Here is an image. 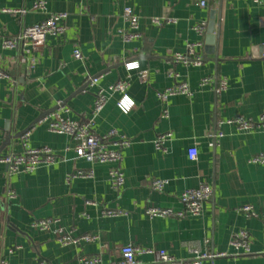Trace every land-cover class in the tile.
I'll use <instances>...</instances> for the list:
<instances>
[{
    "label": "crops",
    "instance_id": "1",
    "mask_svg": "<svg viewBox=\"0 0 264 264\" xmlns=\"http://www.w3.org/2000/svg\"><path fill=\"white\" fill-rule=\"evenodd\" d=\"M37 0H0V7L22 12L0 13V62L11 79H0V156L23 150L21 134L34 126L32 147L48 146L60 159L33 172L10 174L0 162V259L9 264H80L85 256H99L103 263L121 260V248L132 243L163 249L177 259L191 260L195 253L220 254L200 264H264V221L248 217L241 207L264 213V163L251 159L264 154V128L241 131L226 121L237 116L258 119L264 114V4L253 0H45L46 10L33 9ZM140 17L141 37L126 40L129 31L125 6ZM66 13V33L50 36L41 50L5 49L2 41L18 36L51 13ZM154 18L174 19L157 25ZM206 23L200 34L194 27ZM213 25L211 32L210 27ZM197 44L202 65L176 62ZM76 45L85 56L74 57ZM125 61L139 63L127 70ZM102 76L109 87L129 80L127 95L133 108L124 112L113 94L96 117L94 130L104 135L117 130L130 139L119 165L125 183L115 189L109 181L108 163L78 158L74 141L49 131L41 116L57 110L62 101L73 119L92 116L94 91L87 75ZM204 77L221 78L200 86ZM177 82H187L191 95H175L163 103L158 94ZM166 112V113H165ZM170 134L166 150L157 149L160 135ZM196 146L197 160L188 157ZM79 170L92 177L67 176ZM153 179H166L163 191L153 190ZM206 183L213 196L200 216L155 217L151 206L180 211L184 191ZM12 189L16 198L9 199ZM104 208L122 214L104 216ZM58 218L56 225L74 237L95 235L93 241L63 245L51 232L32 226L36 220ZM246 231L251 253L231 245ZM13 249V253L10 250ZM139 259L155 261L152 254ZM192 264V263H189Z\"/></svg>",
    "mask_w": 264,
    "mask_h": 264
},
{
    "label": "built area",
    "instance_id": "2",
    "mask_svg": "<svg viewBox=\"0 0 264 264\" xmlns=\"http://www.w3.org/2000/svg\"><path fill=\"white\" fill-rule=\"evenodd\" d=\"M255 3L264 4V0H253ZM201 7H207V0L200 2ZM47 8L45 0H37L33 4L34 10L45 11ZM1 12H22L26 10H11L0 7ZM123 16L128 23L129 31L124 33L126 40H132L141 37L139 32L140 17L135 13L133 7L127 5L124 7ZM67 17L66 13H51L40 23L35 25L26 26L22 33L18 36L8 37L3 39L2 46L5 49H16L23 47L33 51L41 50L47 42L50 36H62L66 33V26L64 24ZM174 19H161L154 18L153 22L157 25H163L165 22H173ZM206 23H201L194 27V29L200 34L206 32ZM197 44L190 43L188 45V53L182 55L179 53L174 54V60L176 62H182L184 64H190L199 66L202 65L204 59L197 54ZM74 57L79 61H84L85 56L81 49L76 45L74 50ZM127 70L131 71L139 69V63L135 61H125ZM101 75H87L85 77V84L95 89L94 106L92 110V116L87 121L73 119L68 115H64L70 112V108L64 105L62 101L58 103L57 110L52 113L41 116L37 124L46 123L48 129L51 132L66 134L74 141L73 149L78 158H82L91 163H108L112 165L109 171V181L115 189H120L125 183V174L120 168V164L123 160V151L131 145V141L125 135L121 134L117 130H111L110 132L99 135L94 130L96 117L106 107L108 101L113 94H121L122 97L118 102V106L124 111H130L134 102L131 101L127 95V89L129 88V80H120L110 85L109 87H103L99 84ZM0 79H11L10 71L5 69L0 62ZM217 79L214 77H204L200 86L208 87L216 84V92L220 93L227 88L228 82L225 78H221L217 84ZM191 95L192 91L187 82H177L173 86L168 87L161 91L158 96L163 103H166L170 97L175 95ZM166 113V112H165ZM228 124L235 125L241 131H254L264 128V114L258 119L246 118L243 116H237L226 121ZM33 127L25 130L21 134V141L23 150L19 153H10L5 156H0V162L6 164L10 174H17L21 172H33L41 166H51L60 159V155L51 147H32L29 143L32 134ZM170 134H163L155 141L157 149L166 150V142L169 140ZM199 152L196 146L189 148L188 157L190 160H197ZM253 163H264V154H258L251 159ZM92 171L79 170L75 173H71L67 176V180L70 181L78 177H92ZM169 181L166 179H153L151 181V187L156 191H163L168 185ZM213 188L211 185L203 183L197 188H191L184 191L180 197V201L183 204V208L180 211L169 208H160L151 206L146 209V214L151 217H174L184 218L187 216H200L203 214L205 204L212 198ZM7 197L9 199H15L16 193L12 189L7 191ZM241 212H244L248 217H259L264 221V213L256 212L251 206H244L240 208ZM104 216L115 217L122 214L119 209L104 208L102 210ZM59 223L58 218H43L36 220L32 223V226L36 229L45 232H51L55 235L60 243L67 245L70 243L79 244L82 241H93L97 237L95 235L86 234L81 237H74L71 232H67L62 228H58L56 225ZM231 245L239 250H243V253H251L250 236L246 231L235 235L231 240ZM13 249L10 253H13ZM121 260L118 262H110L109 264H145L139 259V256L144 254H152L155 257V261L150 264H200L204 259L224 256V253L220 254H207V253H195V256L191 260L177 259L173 255L169 254L163 249H151L142 248L138 245L129 243L121 248ZM0 264H9V261L5 258L0 259ZM80 264H105L99 256H85L80 260Z\"/></svg>",
    "mask_w": 264,
    "mask_h": 264
},
{
    "label": "water",
    "instance_id": "3",
    "mask_svg": "<svg viewBox=\"0 0 264 264\" xmlns=\"http://www.w3.org/2000/svg\"><path fill=\"white\" fill-rule=\"evenodd\" d=\"M210 30H211V32H212V30H213V25H211Z\"/></svg>",
    "mask_w": 264,
    "mask_h": 264
}]
</instances>
